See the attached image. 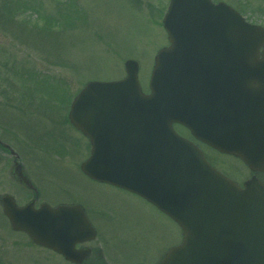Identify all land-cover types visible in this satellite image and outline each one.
Instances as JSON below:
<instances>
[{
  "label": "water",
  "instance_id": "1",
  "mask_svg": "<svg viewBox=\"0 0 264 264\" xmlns=\"http://www.w3.org/2000/svg\"><path fill=\"white\" fill-rule=\"evenodd\" d=\"M169 45L159 50L143 92L139 63L127 76L91 81L75 97L69 118L92 141L82 170L134 192L170 216L182 242L160 264H264V183L245 187L214 168L193 141L264 165V26L211 0H171L163 20ZM12 228L37 244L80 263L96 238L79 206L2 198Z\"/></svg>",
  "mask_w": 264,
  "mask_h": 264
},
{
  "label": "rangeland",
  "instance_id": "2",
  "mask_svg": "<svg viewBox=\"0 0 264 264\" xmlns=\"http://www.w3.org/2000/svg\"><path fill=\"white\" fill-rule=\"evenodd\" d=\"M9 1L14 2L16 12L8 14ZM222 1L236 5L235 0ZM244 1L242 9L248 18L262 23L264 0ZM168 3L0 0V83H15L10 94L12 109L8 100L3 101L8 97L0 92V112L6 109L14 114L13 122L0 116V133L3 129L13 133L16 150L23 155L18 161L32 172L36 170V176L31 171L29 175L42 185L44 196L38 204L83 203L87 199L98 231L97 239L89 245L96 250L101 247L111 264L157 263L170 247L181 242L182 232L141 196L82 174L79 166L89 156L90 147L67 117L70 100L89 80L124 77L129 58L139 62V79L148 92L155 56L168 45L162 22L163 7ZM3 85L0 88H7ZM60 97L63 106L57 100ZM178 130L186 133L182 127ZM62 141L63 156L57 153L56 144ZM217 161L222 171L235 175L245 171L234 157L219 155ZM23 191L13 179L0 178V196L10 193L23 205L32 198ZM0 264L71 263L35 245L26 234L15 232L0 202Z\"/></svg>",
  "mask_w": 264,
  "mask_h": 264
},
{
  "label": "flooded vegetation",
  "instance_id": "3",
  "mask_svg": "<svg viewBox=\"0 0 264 264\" xmlns=\"http://www.w3.org/2000/svg\"><path fill=\"white\" fill-rule=\"evenodd\" d=\"M234 2L236 3L237 1L235 0ZM236 7L238 9L242 10L241 9L242 6L238 2L236 3ZM12 85H13V81L10 80V83H9L10 87L8 89L9 93L11 92V86ZM8 108L12 109L11 103H8ZM0 116L5 117V118L8 117L12 121V117H14V114H12L10 110L7 111L6 109H3L0 112ZM15 141H16V138L11 131L3 129V132L0 133V149H2L1 154L6 156V157H0V178L1 179H4V178L7 179L8 178L11 180L13 179L14 184L16 183V181L18 179L17 178L18 163H17V160H16V158L12 152V149H13L12 146L15 145ZM200 145L203 148L204 153H205L206 157L208 158V160L214 166H216L218 169H220L221 166L219 165L217 158L219 159V155H222V154H220L219 152L214 150L209 145H206L204 143H200ZM235 159L242 164L245 171H241L236 175L231 173L230 171L225 172V171H222L221 169H220V171H222L225 175H227L228 177H230L234 181L238 182L241 186H243L247 180L252 179V178H256V179H258L264 183V167L263 166H255L253 168H250L246 164H244L240 159H238V158H235ZM20 170H22V172L24 171V173L27 175L26 172H28V171L23 165H22V168ZM21 183L25 184L24 181ZM32 191L35 193V195L38 198L41 197L39 189H35V187H34V189ZM61 203H78V202H74V201L65 202V201H63V202L57 203L56 205L61 204ZM84 208H85L86 212L88 213L86 206H84ZM89 243L90 242H86V243L78 244V246H77L78 248L90 247V253L82 261L81 264H97V263H99V260H102L100 253L99 252L96 253V251H98V249L96 250V248L92 247L91 245L89 246ZM141 264H145V263H141ZM149 264H156V262L155 263H149Z\"/></svg>",
  "mask_w": 264,
  "mask_h": 264
},
{
  "label": "trees",
  "instance_id": "4",
  "mask_svg": "<svg viewBox=\"0 0 264 264\" xmlns=\"http://www.w3.org/2000/svg\"><path fill=\"white\" fill-rule=\"evenodd\" d=\"M77 14L79 15L80 13H79V12H77Z\"/></svg>",
  "mask_w": 264,
  "mask_h": 264
}]
</instances>
